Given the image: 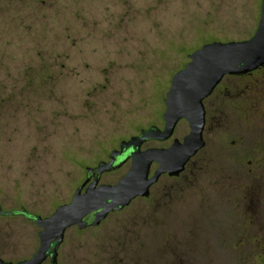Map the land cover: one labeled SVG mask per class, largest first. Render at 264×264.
<instances>
[{"label":"rangeland","instance_id":"rangeland-1","mask_svg":"<svg viewBox=\"0 0 264 264\" xmlns=\"http://www.w3.org/2000/svg\"><path fill=\"white\" fill-rule=\"evenodd\" d=\"M260 2L0 0L2 209L48 215L86 166L141 128L162 127L165 92L188 53L249 37ZM261 78L263 69L250 79ZM210 104L206 144L182 174L160 176L147 198L97 226L69 227L57 264H264V97L235 108L229 86ZM188 130L181 119L169 139L142 148ZM38 229L0 214V257H29Z\"/></svg>","mask_w":264,"mask_h":264},{"label":"water","instance_id":"water-1","mask_svg":"<svg viewBox=\"0 0 264 264\" xmlns=\"http://www.w3.org/2000/svg\"><path fill=\"white\" fill-rule=\"evenodd\" d=\"M264 65V0L254 32L247 38L211 40L188 53V61L175 71L165 92L163 126L151 124L138 133L121 139L108 159L86 166V179L70 199L58 204L48 215L31 213L25 208L3 210L0 214L23 213L39 229L38 246L32 254L18 261L0 257V264H57V251L65 231L93 226L108 213L121 209L136 196H146L149 187L163 173L177 175L189 159L204 145L205 109L203 99L226 74H243ZM185 119L189 130L181 139L173 137L167 146H146L150 141H164L173 134L177 122ZM126 171L113 182H100L102 173L118 168L126 159ZM152 163L156 167L150 174ZM92 177V180L87 181Z\"/></svg>","mask_w":264,"mask_h":264},{"label":"flooded vegetation","instance_id":"flooded-vegetation-1","mask_svg":"<svg viewBox=\"0 0 264 264\" xmlns=\"http://www.w3.org/2000/svg\"><path fill=\"white\" fill-rule=\"evenodd\" d=\"M263 69L264 70V65H261L259 66L258 68L252 70V71H249V72H246V73H243V74H226L222 77V79L219 81V83L214 87V89L212 90V92L206 96L204 99H203V104H204V109H205V122H204V128H203V138H204V145L202 147L205 146L206 144V139L204 137V133L207 129V125L209 123V117L212 118V116H209V108H210V102L212 101V98L215 96L216 98H219L221 97L222 93H224L225 90H227V88L230 86V96H231V105L235 108H239V105L240 103H242L243 101H248L249 99L251 100L252 98H263L264 97V78H261V79H256V80H252L250 79L251 76L253 75L254 72L258 71V70H261ZM214 117V116H213ZM173 138V137H172ZM169 139V138H168ZM181 139V138H180ZM167 140V139H166ZM172 140V139H171ZM153 141H157V140H153ZM144 144V143H143ZM142 144V145H143ZM152 146V145H151ZM167 146V145H166ZM201 147V148H202ZM200 148V149H201ZM199 149V150H200ZM198 150V151H199ZM197 151V152H198ZM197 152L195 154H197ZM194 156V155H193ZM192 156V157H193ZM191 157V158H192ZM190 158V159H191ZM108 159V157H107ZM189 159V161H190ZM129 160L130 161V158L126 159L125 161ZM189 161L185 164V167L183 168V170L178 173L177 175H169L168 173H163L161 174L160 176L162 175H167L168 177H177L179 175L182 174V172L185 170V168L187 167ZM130 163V162H129ZM152 165H154V168L153 170L155 169V167L157 166L156 163H152ZM151 165V167H152ZM153 170H150V174L153 172ZM105 173V172H104ZM103 174V173H102ZM102 176V175H101ZM159 176V178H160ZM101 178V177H100ZM158 178V179H159ZM86 179V170H85V176L83 178V180L81 181V183L84 182V180ZM157 179V181H158ZM92 180V177L87 181L90 182ZM100 181V180H99ZM157 181H155L153 184H155ZM101 182V181H100ZM80 183V184H81ZM78 184V185H80ZM150 185L149 187V193L148 195L146 196H136L135 198H147L149 195H150V190H151V187L153 186ZM77 185V186H78ZM76 186V187H77ZM135 198H133L132 200H134ZM131 200V201H132ZM130 201V202H131ZM130 203H128L127 205H129ZM127 205H125L124 207H122L121 209H118V210H114V211H111L110 213L112 212H116V211H120L122 210L123 208H125ZM108 213L107 216L110 214ZM23 216H25L23 213H19ZM107 216L102 219L98 224L96 225H93V226H97L99 224L102 223V221H104ZM26 217V216H25ZM27 218V217H26ZM28 219V218H27ZM75 226L76 228H78L76 225H73ZM87 227H92V226H87ZM87 227H84V228H87ZM84 228H78V229H84ZM63 241V240H62ZM62 243V242H61ZM60 246V245H59ZM57 254H58V251H57ZM4 259V258H3ZM6 260V259H5ZM20 260V259H19ZM13 261V260H11ZM18 261V260H16ZM15 262V261H13Z\"/></svg>","mask_w":264,"mask_h":264}]
</instances>
